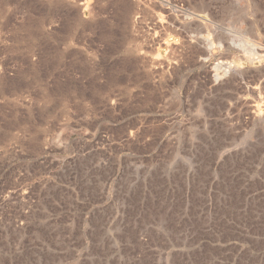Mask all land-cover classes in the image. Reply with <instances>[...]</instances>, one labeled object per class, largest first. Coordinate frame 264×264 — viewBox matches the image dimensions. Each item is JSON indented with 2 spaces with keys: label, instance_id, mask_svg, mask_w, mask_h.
I'll use <instances>...</instances> for the list:
<instances>
[{
  "label": "rangeland",
  "instance_id": "374dc122",
  "mask_svg": "<svg viewBox=\"0 0 264 264\" xmlns=\"http://www.w3.org/2000/svg\"><path fill=\"white\" fill-rule=\"evenodd\" d=\"M0 264H264V0H0Z\"/></svg>",
  "mask_w": 264,
  "mask_h": 264
}]
</instances>
